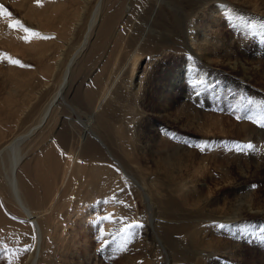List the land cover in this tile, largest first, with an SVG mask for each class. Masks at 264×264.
I'll list each match as a JSON object with an SVG mask.
<instances>
[{
    "label": "bare ground",
    "instance_id": "obj_1",
    "mask_svg": "<svg viewBox=\"0 0 264 264\" xmlns=\"http://www.w3.org/2000/svg\"><path fill=\"white\" fill-rule=\"evenodd\" d=\"M101 1L103 3L102 10L100 8ZM1 2H5V0H0ZM226 2L229 1L40 0L38 4L37 0H29L27 5H32L30 8H26L25 3L24 5L21 3L19 16L24 11L21 22L24 27L32 30L31 32H26L23 26L17 28L16 22L9 16V13H16L13 7L10 10L0 8L3 22L11 24V29H8L4 24L0 25V45L3 48L0 50V69H7L0 80L9 85L3 88L5 94L0 97V160L3 157L0 162V244L7 245L8 254H11L10 264H39L40 260L44 261V264H49L51 253H53L52 258L56 256L54 244L64 240L66 226L71 223L72 217L79 215L92 217L99 210L102 212L103 203H100L101 200L104 201L106 197L107 200L116 197L114 194L119 193L125 177L118 161L110 165L111 160L105 158L102 150L110 148L112 144L126 143L128 132L122 131L119 126L124 119L119 114V105L126 98L131 102L134 99L133 105L140 116L148 113L147 105L143 102L148 78L145 73L139 72L137 64L147 58V64L150 67L155 63L156 58L165 56L167 53H176L178 56L191 55V57L195 55L202 63L209 61V49L216 50L220 43V38H217L218 30L213 28L209 22L211 18L216 19L215 15H224ZM250 6L248 4V8ZM172 7L175 10L169 13V8ZM46 9L49 12H44ZM263 11L264 4L262 3V5L254 6L250 13L257 15ZM89 12L90 17L93 18L91 23L85 22ZM27 19L31 21L28 22ZM99 19L100 21H98ZM135 19L143 21L144 26L139 24H141V28L144 27L147 33L140 31L139 27L131 29L133 26H131V21L133 22ZM81 23L90 25V30L84 29L82 38L75 44L74 38L78 29L81 28ZM126 25L129 26L127 33L121 29V26ZM176 28L180 29L183 35L179 44L174 43L170 35V31ZM159 30H162L167 37L164 38ZM213 33H215L214 36ZM14 34L23 37H20L18 41L9 37ZM225 44H227V48L233 46L232 41ZM41 45L44 46L41 48ZM24 49L28 54L23 52ZM5 51L7 53L3 56ZM68 51L71 56L74 55L78 59L76 67L73 68V75L78 67L79 74L90 67H95L98 73L99 63L104 52L110 51L113 55L109 59L112 66L107 74L109 90L105 89L102 76H98V80L96 79V82L89 85L83 94L82 102L87 107L93 106L94 101L100 100L95 107L94 115L97 128L96 131L92 130L95 140L90 134H82L77 128L75 130L73 122H70L71 119L63 117L58 110L59 105L64 104L62 103L64 95L68 91L70 92L75 80L71 79L68 83L60 85L61 79L59 80L57 76L65 61L63 57L66 58L67 54L65 55V53ZM74 52L77 53L73 54ZM26 57L34 58L41 69L45 66H52L51 76L48 78H54V82L57 81L55 83L58 85L55 89L48 88L49 81H46L48 78L44 75H41V78L37 77L40 72H36L37 67L35 69L30 67L28 64L30 59H26ZM94 61L96 62L92 63ZM129 62L133 63V69L127 68ZM238 65L239 63H234L233 69H236ZM242 70L248 71L245 67H242ZM194 72H196L195 78H199L202 74L204 76L208 74L207 68H203L202 72L197 70ZM210 77L209 81L215 82L213 75ZM223 78L222 75L217 74L216 81L219 80L218 82L222 83ZM166 99L167 97H164V101L159 103L155 109L156 112H162L165 109L167 115L172 113L171 104ZM187 106L186 103L181 104L174 113L182 114L186 108H189ZM150 110L155 112L151 108ZM28 126L30 127L26 130ZM66 126L68 129L65 128ZM34 127H41V133L24 152L22 138L30 136ZM151 127H142L137 135L136 141L139 143L142 157H139L135 163L136 170L134 172L136 175L132 178H136V182L144 180L147 186L152 178L147 175L145 169L144 171L140 169L143 163H148L145 158L151 156L150 158L154 159L153 156L156 158L157 155L162 156L161 160L164 161L168 171L172 173L179 171V169H175L172 163L174 160L170 153L165 151V146L161 144L157 145L156 150L151 149L149 145V140L152 138L149 131L152 129ZM153 129L157 131L155 126ZM8 131L13 134L12 137L16 134L17 137L7 140V137L10 136ZM258 134V129L254 128L252 135ZM156 139L153 142L159 144ZM8 150L10 151L8 152ZM182 150L186 152L188 149L182 148ZM260 151L263 152L264 148H261ZM25 153L29 156H36L34 158L36 160L25 161ZM153 163L155 164V162ZM254 163L257 170L260 168L263 170L264 165L259 160ZM155 175L157 174L155 173ZM154 179V186L161 192V181L157 176ZM186 180L180 181L182 183L180 187L178 182L167 187L169 190L174 187L180 191L176 193L178 199L172 196L159 199L153 193L154 205L157 207L155 215L159 217L158 221L162 220L157 225L161 234L158 230L154 231L159 241L158 247L160 245L166 247L169 252L177 255H179L177 247H181V241L185 235L187 251L196 248L197 243H201V240H210L215 236L216 227H213L212 224L220 220L217 218L219 214L222 215L221 196L215 199L211 194L199 195L197 193L199 189L196 190L198 185L189 186V183L185 184ZM201 184H199L201 189L206 188L207 191H210L207 185ZM139 187L144 189L140 182L138 189ZM163 188L165 187L163 186ZM236 189L241 191L238 187ZM248 189L250 188L243 187L244 193L240 197H245L248 194ZM211 203H214L217 208L213 212L207 213L205 208H209ZM232 208L236 210L235 212L240 211V207L234 203ZM201 209H204L205 212L203 213ZM250 211L251 208H248L247 213L241 212L234 217L244 218ZM17 212H21L24 219L19 217L20 214L18 215ZM37 215L41 217L37 218ZM181 218L186 221L181 223ZM139 219L136 210L132 209L122 216L121 224L132 225ZM206 223H212V226L208 224L210 226L206 228ZM229 223L235 224L238 221ZM149 230L144 232L145 239L152 234ZM191 231L192 233H189ZM132 236L133 231L132 233L125 232V235H120L118 238H128L125 241L129 242ZM180 239L181 241H179ZM244 240H246V236ZM136 243L139 244L140 240ZM239 248H241V244ZM202 252L205 253V250L202 249ZM182 256L184 258L185 255L182 254ZM199 256L201 257L198 261L199 264H225L227 262L226 259L222 260L218 257ZM86 264H92V262L88 260ZM258 264H262V262H258Z\"/></svg>",
    "mask_w": 264,
    "mask_h": 264
},
{
    "label": "rangeland",
    "instance_id": "obj_2",
    "mask_svg": "<svg viewBox=\"0 0 264 264\" xmlns=\"http://www.w3.org/2000/svg\"><path fill=\"white\" fill-rule=\"evenodd\" d=\"M28 1L5 0V2L0 3V8L4 10H10L13 7L16 13H9V16L16 22L17 28L23 26L21 17L24 16V11L19 16V7L25 3L26 8H30L32 4L28 6ZM228 1L230 3H225L227 6L224 15H215L216 19L211 18L209 22L213 28L218 30L217 38H220L217 49H209V61L202 63L195 55L191 57V55L178 56L176 53H167L165 56L156 58L157 60L150 67L147 64V58L142 59L137 64L139 72L145 73L148 78L146 81L147 88L143 94L145 95L143 102L147 105L148 113L140 116L133 105L134 99L131 102L126 98L119 105V114L124 118L119 126L122 131L128 132L126 143H116L108 149L104 148L105 154L102 150L105 158L111 160L110 165L118 161L125 181L121 185L119 193L114 194L116 197L109 200L106 197L104 201L101 200L100 203H103L102 212L99 210L92 217H85L84 215L72 217L71 223L66 226L64 240L54 244L56 256L52 258L53 253H51L49 264H86L88 260L92 264H199L198 261L201 258L199 255H204L205 258L213 256L222 260L226 259L225 264H258V262L264 264V217H262L264 215V168L257 170L254 163L259 160L264 165V151H260L261 148H264V11L257 15L250 13L254 6L264 4V0ZM248 4L251 5L250 8H248ZM102 7L101 1V10ZM174 10V7L169 8V13ZM44 12L49 11L46 9ZM90 15V12L87 13L85 22H92L93 18ZM99 17L101 16L99 15ZM142 20L131 21V26L133 25L131 29L139 27L140 31L147 33ZM27 21L30 22L31 20L27 19ZM139 23L143 25V28L140 27L141 24ZM2 24L11 29V24L3 22V17L0 16V25ZM80 25L81 28L77 31L80 34L76 33L74 38L75 44L82 38L84 29L90 30V25L83 23ZM128 28V25L121 26V29L126 33ZM25 29L27 28L24 27ZM31 31L28 29L27 32ZM159 33L163 34L164 38L167 37L162 30H159ZM170 35L173 42L177 44L183 38L182 32L178 28L171 30ZM9 37L18 41L23 36L14 34V36L10 35ZM229 41L233 42V46L227 48L225 43ZM43 46L41 45V48ZM1 49L3 48L0 45ZM69 51L65 53V55L67 54L66 58L63 57L65 61L61 70L56 72H58L59 80L61 79L60 85L68 83L71 79L75 80L70 89L71 93L68 91L69 93L64 95V100H62L64 104L59 105L58 110L63 117L71 119L69 121L73 122L75 130L77 128L82 134H90L95 140L92 130L96 131L97 128L94 115L95 107L100 100L94 101L93 106L87 107L82 102L84 100L83 94L89 85L98 80V76H102L104 87L109 90L107 74L112 66L109 59L113 55L110 51L104 52L99 63L98 73L95 67H90L79 74L80 69L78 67L73 75V68L76 67L78 59L74 55L71 56ZM23 52L28 54L26 49ZM6 53L5 51L3 56ZM26 59H30V57H26ZM234 63H239L236 69H233ZM28 64L33 69L37 67L36 72L41 73H38V78H41V75L46 78L51 76L52 66H45L41 69L34 58L28 60ZM242 67L248 71L244 72ZM127 68L133 69V63L129 62ZM203 68H207V76L202 74L199 78H195L196 72L194 71L202 72ZM5 72L7 69H0V79ZM217 74L224 77L222 83L218 82L219 80L216 81ZM211 75L215 79L213 83L209 81ZM54 80V78L46 80L49 81L48 88L55 89L57 87V81L55 83ZM119 81L121 80L119 79ZM8 86L0 80V97L5 94L3 88ZM164 97H167L166 100H169L171 104L172 113L169 115L166 114L165 109L162 112L155 110L159 103L164 101ZM184 103L189 108H186L182 114H175L176 108ZM150 108L155 112L151 111ZM144 126H152V129L149 130L150 137H152L149 140L151 149L156 150L157 145L161 144L165 146V151L169 152L174 160L172 163L175 169H179L175 173L168 171L164 161L161 160L162 156L157 155V152V158L156 156H153L154 159L150 158L151 156L145 158L148 163H143L140 169L143 171L145 169L147 175L152 178L149 180V186L144 180L136 182V178L132 179L136 175L134 172L136 170L135 163L139 157H142L136 139ZM154 126L157 131L153 129ZM254 128L258 129V135H252ZM40 133L41 127H34L30 136H23L22 148L24 152ZM8 134L11 137H7V140L17 137V134L12 137L13 134L9 131ZM155 139L159 144L153 142ZM246 144H252L255 147L243 151L238 148V146ZM182 148L188 150L184 152ZM20 152L22 154L23 151ZM2 158L0 162H2ZM34 158L36 156L26 154L25 161L33 162L36 160ZM199 164L201 165L199 166ZM161 167L163 168L161 169ZM155 176L161 181V192L154 186ZM160 177L162 178L160 179ZM181 180H186L185 184L189 183V186L198 185L196 190L199 189L197 191L199 195L211 194L215 199L221 196V201H219L222 215L217 216L219 221L214 222V224L211 223L213 227H216L215 236L210 240H201V243H197L196 248L187 251L185 235L182 241L179 240L181 247H177L179 252L177 255L169 252L166 247L161 245L158 247L159 241L154 231H159L157 225L162 220L158 221L160 219L155 215L157 207L154 205L153 193L159 199L169 196L176 199V193L180 191L174 187L169 190L167 187L177 182L180 187L182 185ZM139 182L140 185L144 186V189L140 187L138 189ZM201 183L207 185L210 191H207L206 188L201 189ZM237 187L241 191L236 189ZM243 187L250 189H248V194L245 197H240L244 193ZM164 190L166 192H163ZM219 193L221 194L219 195ZM233 203L240 207V211L235 212L236 210H233ZM216 208L214 203H211L210 207L205 209L208 213L213 212ZM248 208H251V211L246 217H234L241 212L247 213ZM132 209L136 210L140 219L132 225L124 224V226L121 224L122 216ZM201 210L203 213L205 212L204 209ZM233 212L235 213L233 214ZM17 213L20 214L19 217L24 219L21 212ZM40 217L37 215V218ZM185 221L186 219L181 218V223ZM230 221H238V223L231 224ZM137 223L140 227H134ZM208 224L210 223L205 224L206 228L211 225ZM221 225L224 227H220ZM148 229L152 234L145 239L144 232ZM132 231L133 236L129 242L125 241L128 238H118L120 235H125V232L132 233ZM159 233L161 234L160 231ZM245 236L246 240H244ZM139 240L140 243L137 244L136 241ZM240 244L241 248H239ZM0 248V264H10L11 254H8L7 245L0 244ZM202 249L205 250V253L202 252ZM182 254L185 255L184 258ZM39 264H44V261L40 260Z\"/></svg>",
    "mask_w": 264,
    "mask_h": 264
},
{
    "label": "snow or ice",
    "instance_id": "obj_3",
    "mask_svg": "<svg viewBox=\"0 0 264 264\" xmlns=\"http://www.w3.org/2000/svg\"><path fill=\"white\" fill-rule=\"evenodd\" d=\"M37 3L39 4L40 3V0H37ZM25 31L27 32L28 31V29H25ZM16 63H19V62H16ZM255 146L254 145H252V144H246V145H243V146H238V148L241 150V151H243L244 149H253ZM134 227H140V225L139 224H136V225H134ZM220 227H224V225H221Z\"/></svg>",
    "mask_w": 264,
    "mask_h": 264
}]
</instances>
